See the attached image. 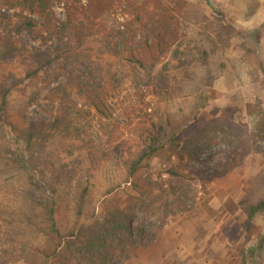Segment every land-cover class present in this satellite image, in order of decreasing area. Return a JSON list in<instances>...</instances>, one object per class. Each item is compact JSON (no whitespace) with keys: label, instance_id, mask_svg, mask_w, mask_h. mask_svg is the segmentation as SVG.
I'll use <instances>...</instances> for the list:
<instances>
[{"label":"trees","instance_id":"obj_1","mask_svg":"<svg viewBox=\"0 0 264 264\" xmlns=\"http://www.w3.org/2000/svg\"><path fill=\"white\" fill-rule=\"evenodd\" d=\"M56 1L64 5L62 22L53 12ZM84 1L82 4L81 0H0V9L18 12L14 14L15 20L0 19V67L22 60L27 65L22 82L38 79L41 70L51 69L56 63L62 72L71 67L72 76H67L63 85L52 88L49 95L53 98L57 93L60 100L68 101L74 95L84 100L100 121L113 117V109L107 102L111 97L107 86L111 92L126 81L129 90L141 100L144 91L149 90L154 97L170 101L193 97L198 106L194 104L188 116L192 119L202 108V101L213 95L214 82L227 79L236 71L235 61L226 57L236 31L221 17L216 24L209 23L203 14L192 9L194 15L190 18L189 9L193 7L184 2L176 5L175 10L159 5L162 16L145 20L142 13L145 14L150 0ZM123 5L126 18L118 28L112 15ZM256 5L248 6V19ZM174 11L177 19L169 14ZM1 20L5 22L3 25ZM138 31L143 34L140 43L136 42ZM22 33L46 49L20 48L14 37ZM255 40L257 43L253 37ZM173 45L177 49L170 53ZM104 54L122 61L118 69H113ZM167 54L169 60L161 63ZM247 55L256 57L258 66L261 65L258 53L254 56L249 51ZM261 75L264 77V70ZM249 76L257 81L253 68ZM8 78H12L11 74ZM85 80H89L87 86ZM15 88L6 81L0 82V193L3 195L0 221L5 226L0 235V264H119L145 237L143 224L137 228L134 239L129 234L136 208L145 216L160 215L161 222L157 224L160 228L171 213L170 205L181 204L179 200L188 190L182 187L188 165L198 162L197 150L192 147L201 137L202 129L195 128L193 120L187 122L183 118L177 122L175 114L150 121L141 130L140 150L128 162L122 182L107 187L100 199L95 200L90 181L94 172L90 153H84L82 146H69L65 153L70 160L63 163L59 160L60 148L48 150L53 145L50 140L54 133L63 134L64 138L79 137L81 128L68 122V106L62 105L59 115L49 125L29 123L19 128L10 122L8 114V97ZM232 100L223 110V116L229 117L230 128L234 130L232 122L239 108L235 96ZM49 101L54 103V99ZM244 110L248 132L243 131V136H239L233 131L239 144L229 153L227 161L221 163L219 171L205 170L208 182L229 173L236 162L250 153H260L254 142L250 144V138L264 135V109L257 99L246 104ZM85 113L91 116L89 111ZM19 141L25 143V155L14 148ZM72 148L79 152L75 158ZM101 157L107 161L110 153ZM153 161L166 165L167 188L147 175ZM120 185L130 191L121 206L107 200ZM237 205L243 220L241 229L246 235L237 253L239 264H264V236L255 234L253 225L256 216L264 215V196L251 197L249 188ZM252 237H256L253 243Z\"/></svg>","mask_w":264,"mask_h":264},{"label":"rangeland","instance_id":"obj_2","mask_svg":"<svg viewBox=\"0 0 264 264\" xmlns=\"http://www.w3.org/2000/svg\"><path fill=\"white\" fill-rule=\"evenodd\" d=\"M184 2L193 7L189 9L190 18H193L192 9H194L203 14L209 23L216 24L217 19L221 17L236 31L232 48L226 53V57L235 61L236 71L226 77L228 80L214 82L213 95H208L202 101V108H199L192 119L188 116L194 109L196 99L193 97L170 101L154 97L149 90L144 91L145 97L141 100L138 95L129 90V85L125 81L121 87H116L114 91L111 89V92L107 86L111 94L107 102L113 109V117L109 121H100L84 100L74 95L69 97V101L60 100V94L57 93L53 94V98L49 95L48 92L52 88L63 85L67 76H72L74 71L71 67H68L66 72H62L59 70L60 64L56 63L51 69L41 70L38 79L33 81L25 79L23 82L21 80L27 65H23L22 60L17 59L0 67V82L6 81V84L16 87L8 97V114L10 122L17 127L25 128L29 123L50 124V121L59 115L60 107L68 106V122L72 123V127L81 128L79 137L78 139L73 136L64 138L65 135L54 133V138L50 140V144L53 145L48 150L60 148L59 160L63 163L70 160L65 153L68 152L69 146H82L84 153H90V162L94 168L90 181L95 200L100 199L107 187L122 182L128 162L140 150L141 130L147 127L150 121H155L158 117L164 118L167 114H175L177 122L183 118L187 122L193 120L195 128L202 129L201 137L193 143L192 147L197 150L198 162H190L188 165L184 179L185 185L182 186L188 190L184 198L179 200L181 204L170 205L171 213L160 228L157 227V224L161 222L160 215L154 213L145 216L141 209L136 208L132 212L129 234L131 239H134L137 228L143 224L145 237L138 247L130 249L129 254L124 256L119 264H173L174 262L178 264H239L237 253L240 246L244 244L246 235L241 229L243 220L237 204L249 188H251V197L264 196V135L257 134L255 138H250V144L254 142L260 153H250L236 162L226 175L216 176L208 182L204 173L205 170L209 173L219 171L221 163L227 161L229 153L239 144L234 138L236 136L233 133L234 130L239 136L248 132L245 105L253 104L258 99L264 109V77L261 75L264 70V0H150L145 14L142 13V19L146 20L147 17L156 19L162 16L157 8L159 5L175 10L176 5H182ZM81 3L84 4L85 1L81 0ZM255 4L257 9L248 19L249 7ZM124 10L125 5L117 8L112 15L118 28L126 18L123 15ZM53 12L58 21L62 22L65 19L62 1L55 2ZM14 14L18 12H6L0 9V19L9 17L15 20ZM169 14L177 19L175 11ZM1 21L3 25L5 22ZM253 37L257 38V43L256 40L253 41ZM142 38L143 34L138 31L136 42L140 43ZM14 39L19 41L20 48L28 51L38 48L46 49L40 47L39 42H33L26 33ZM90 46L93 45L90 44ZM175 49H177L176 45L171 46L170 53ZM249 51H252L254 56L258 53L261 65L258 66L256 57L247 55ZM169 54L161 60V63L169 60ZM104 55L113 69H118L122 61L110 54ZM90 57L86 58L90 59ZM251 68L256 72V82L249 76ZM8 74H11L12 78H8ZM3 76L5 78H2ZM87 82L89 83V80L84 81L86 86ZM233 96L237 99V108H239V113L234 115L232 122V125L236 127L234 130L230 128L229 117L223 116V110L232 104ZM49 98L54 99V103H50ZM197 103L199 104L198 101ZM195 106L198 105L195 104ZM85 110L89 111L91 116L86 115ZM4 132L7 133L8 130L5 129ZM14 148L25 155L23 141H19ZM11 150L14 153V149ZM72 151V158H75L79 152L74 148ZM108 153L110 158L103 161L101 155ZM165 166L153 161L147 175L167 188L169 183L164 173ZM174 187L178 186L174 185ZM126 188L120 185L115 194L107 197L108 202L121 206L125 194L130 193ZM1 201H3V195L0 193ZM253 225L255 234L264 236V215L256 216ZM3 227L5 226L0 221V235H2ZM255 239L256 237H252L251 243Z\"/></svg>","mask_w":264,"mask_h":264}]
</instances>
